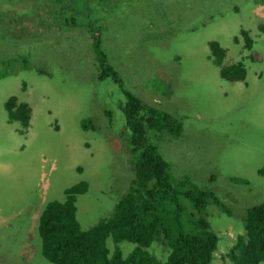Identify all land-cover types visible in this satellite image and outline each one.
Masks as SVG:
<instances>
[{"label": "rangeland", "instance_id": "1", "mask_svg": "<svg viewBox=\"0 0 264 264\" xmlns=\"http://www.w3.org/2000/svg\"><path fill=\"white\" fill-rule=\"evenodd\" d=\"M32 1L37 6L24 24H14V12L4 11L1 24L8 26H0V264H54L41 252L37 226L46 203L64 200L68 186L89 184L77 200L84 230L111 217L133 186L135 152L114 105L118 95L126 97L116 84L115 97L106 98L113 82L97 91L99 31V54L127 87L180 121L178 135L149 132L172 163L173 176L189 175L240 200H221L233 214L209 206L210 228L219 236L211 264H229L222 254L244 231L247 209L264 201V1L126 0L121 11L85 9L72 23L64 21L71 15L67 0L53 8ZM214 40L227 50L224 65L244 62L245 79L222 77L210 47ZM11 95L33 110L23 133L20 122L8 120ZM100 102L113 108L111 121ZM85 119L93 124L84 128ZM20 207L27 213H18ZM190 211H197L193 202L185 204L184 218ZM107 245L113 253L118 244L110 237ZM119 247L126 256L136 243L124 240ZM146 250L164 261L169 247L155 241Z\"/></svg>", "mask_w": 264, "mask_h": 264}, {"label": "trees", "instance_id": "2", "mask_svg": "<svg viewBox=\"0 0 264 264\" xmlns=\"http://www.w3.org/2000/svg\"><path fill=\"white\" fill-rule=\"evenodd\" d=\"M40 1L47 5L46 8L48 4H54L51 8L56 7V4L64 6L61 4L63 0ZM67 1L71 15L66 16L64 21L72 23L80 14L84 15L85 9L100 10L101 14L121 11L126 0H98L97 4L96 0H76L74 10L71 8L74 0ZM35 6L37 5L32 0H0V26H8L1 24L5 18L4 11L14 12L11 21H17L14 24L20 25L24 24L23 17H32ZM92 24L93 29L96 25ZM260 27L263 29L264 25L261 24ZM243 33L248 46H251L249 32L244 30ZM96 34L94 50L102 63L97 70V91L102 86L101 83L113 82L106 89V98L115 97L116 84L126 97L124 99L120 93L114 105L123 114L124 126L129 132L128 142L135 152L133 186L128 195L118 202L111 217L87 230L81 228L77 220L76 202L78 195L88 190L89 184L86 180H81L68 186L64 200H50L41 211L37 226L38 235L43 241L41 252L54 264H211L216 259L219 236L210 228L209 206L214 203L229 213L232 209L221 200L228 199L233 205L239 204L240 200L234 194H221L217 189L204 187L194 180L193 182L189 180V175H182L187 180L173 176L172 163L164 157L158 145L152 142L149 132L166 136L163 133L169 131L168 133L178 135L181 130L180 121L171 113L148 104L127 87L120 71L110 62L104 61L105 55L99 54L102 51L99 47L101 32ZM210 47L216 55L214 62L220 66L222 77L231 80L245 79L247 69L242 60L224 65L223 58L227 50L218 40L211 41ZM100 105L103 107L101 102ZM5 107L8 120H19L21 128L18 126V131L25 132L24 128L30 126L33 111L30 104L11 95L6 100ZM103 108L108 116V113H113V108ZM109 119L111 121L112 116ZM90 124H93L91 119L82 122L84 128ZM259 173L264 175V165ZM191 183L196 184H193L192 189H186L185 185ZM191 202L197 211H190L188 217L184 218L185 204ZM244 215L245 213L240 215L242 220ZM243 228L244 231L237 235L234 244L226 247L222 256L228 258L229 264H264V201L247 209ZM110 237L118 244L113 253L107 245ZM124 240L136 243L135 250L126 256L119 247V243ZM155 241L169 247L166 260H159L146 250Z\"/></svg>", "mask_w": 264, "mask_h": 264}, {"label": "crops", "instance_id": "3", "mask_svg": "<svg viewBox=\"0 0 264 264\" xmlns=\"http://www.w3.org/2000/svg\"><path fill=\"white\" fill-rule=\"evenodd\" d=\"M32 116H33V113H32ZM32 116H31V119H30V125H31V120H32ZM18 122H20L19 120H17ZM21 123V122H20ZM28 129H30V126L29 127H27ZM26 127L24 128V130L25 129H27ZM27 129V130H28ZM11 168V167H10ZM13 168V167H12ZM79 195H82V194H79ZM79 195H78V197H79ZM78 200V199H77ZM77 203V202H76ZM26 210L27 209H25V207H20L17 211H18V213H21V212H25V213H27L26 212ZM17 211H16V213H17ZM32 212V210L31 211H29L28 213H31ZM2 225H0V227H1Z\"/></svg>", "mask_w": 264, "mask_h": 264}, {"label": "bare ground", "instance_id": "4", "mask_svg": "<svg viewBox=\"0 0 264 264\" xmlns=\"http://www.w3.org/2000/svg\"><path fill=\"white\" fill-rule=\"evenodd\" d=\"M105 110V109H104ZM133 154V153H132ZM133 159V158H132ZM212 192V191H211ZM193 220V219H192Z\"/></svg>", "mask_w": 264, "mask_h": 264}, {"label": "clouds", "instance_id": "5", "mask_svg": "<svg viewBox=\"0 0 264 264\" xmlns=\"http://www.w3.org/2000/svg\"><path fill=\"white\" fill-rule=\"evenodd\" d=\"M260 175H261V173H260ZM262 176H264V175H262ZM245 182V181H244Z\"/></svg>", "mask_w": 264, "mask_h": 264}, {"label": "flooded vegetation", "instance_id": "6", "mask_svg": "<svg viewBox=\"0 0 264 264\" xmlns=\"http://www.w3.org/2000/svg\"><path fill=\"white\" fill-rule=\"evenodd\" d=\"M217 191H219V190H217Z\"/></svg>", "mask_w": 264, "mask_h": 264}]
</instances>
